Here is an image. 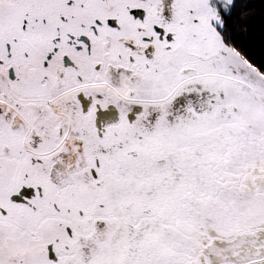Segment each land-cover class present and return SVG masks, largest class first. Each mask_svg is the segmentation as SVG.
<instances>
[{"label":"snow or ice","instance_id":"6c2138e0","mask_svg":"<svg viewBox=\"0 0 264 264\" xmlns=\"http://www.w3.org/2000/svg\"><path fill=\"white\" fill-rule=\"evenodd\" d=\"M0 264H264V0H0Z\"/></svg>","mask_w":264,"mask_h":264}]
</instances>
